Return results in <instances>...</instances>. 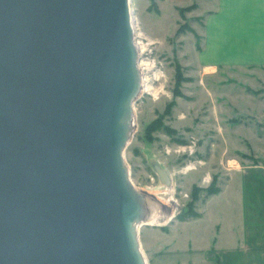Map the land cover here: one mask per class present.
<instances>
[{
    "label": "water",
    "instance_id": "95a60500",
    "mask_svg": "<svg viewBox=\"0 0 264 264\" xmlns=\"http://www.w3.org/2000/svg\"><path fill=\"white\" fill-rule=\"evenodd\" d=\"M130 1L0 0V264H147Z\"/></svg>",
    "mask_w": 264,
    "mask_h": 264
},
{
    "label": "rangeland",
    "instance_id": "374dc122",
    "mask_svg": "<svg viewBox=\"0 0 264 264\" xmlns=\"http://www.w3.org/2000/svg\"><path fill=\"white\" fill-rule=\"evenodd\" d=\"M204 2L133 0L147 46L140 57L151 63L144 79L156 93L144 86L135 99L125 163L146 198L173 213L165 224L142 226L147 264H221L213 228H198L199 210L233 171L264 166V55H222L220 62L202 55ZM154 163L172 178L170 203L156 194L165 184Z\"/></svg>",
    "mask_w": 264,
    "mask_h": 264
},
{
    "label": "crops",
    "instance_id": "0c3cea01",
    "mask_svg": "<svg viewBox=\"0 0 264 264\" xmlns=\"http://www.w3.org/2000/svg\"><path fill=\"white\" fill-rule=\"evenodd\" d=\"M204 3L202 55H216L218 62L222 55H264V0ZM204 206L197 225L213 228L221 264H264V166L236 169Z\"/></svg>",
    "mask_w": 264,
    "mask_h": 264
},
{
    "label": "bare ground",
    "instance_id": "6f19581e",
    "mask_svg": "<svg viewBox=\"0 0 264 264\" xmlns=\"http://www.w3.org/2000/svg\"><path fill=\"white\" fill-rule=\"evenodd\" d=\"M130 7L132 10V23L135 27V24H137L136 22V18L133 12V0L130 1ZM138 27V25H136ZM136 30V27H135ZM142 33L138 32V30H136V43L137 46L139 47V53L140 55H144L145 51L147 50V46H145V43H143L144 41L140 38H142ZM151 66V63L147 62V61H143V59L140 57L138 60V67H139V73H140V79H139V88H138V92L137 94L139 95L142 91L144 92V86L145 91H152L153 93H156V89L149 84V77L145 76L144 79V73L143 72L147 67ZM123 123L125 125H131L134 128L131 130V132H134L135 129V103H132V115L128 114L124 117L123 119ZM129 128V127H128ZM131 133V134H132ZM171 187L167 186V185H161V188L156 192V194L159 196V200L161 203H170L173 201V199L171 197H167L170 196V192H171ZM143 205H144V216L142 217V219L137 220L134 225H133V230L135 234L140 233L139 235H141V228H142V224L146 223L149 225H161V224H165L167 223L171 217L173 216V213H167L165 211V209L162 208L161 204L156 203V202H152L151 200L144 198L143 201ZM138 242H139V238H138ZM140 243V242H139Z\"/></svg>",
    "mask_w": 264,
    "mask_h": 264
},
{
    "label": "built area",
    "instance_id": "2783aa9c",
    "mask_svg": "<svg viewBox=\"0 0 264 264\" xmlns=\"http://www.w3.org/2000/svg\"><path fill=\"white\" fill-rule=\"evenodd\" d=\"M132 18H133V15H132ZM135 27H136V30H138V28H137V26H136V24H135ZM139 46V45H138ZM139 48V47H138Z\"/></svg>",
    "mask_w": 264,
    "mask_h": 264
},
{
    "label": "trees",
    "instance_id": "16d2710c",
    "mask_svg": "<svg viewBox=\"0 0 264 264\" xmlns=\"http://www.w3.org/2000/svg\"><path fill=\"white\" fill-rule=\"evenodd\" d=\"M212 193H215V192H212ZM193 214V213H192ZM195 215V214H194Z\"/></svg>",
    "mask_w": 264,
    "mask_h": 264
}]
</instances>
